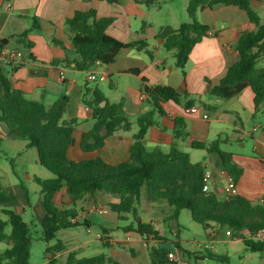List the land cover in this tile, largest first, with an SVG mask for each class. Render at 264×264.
Wrapping results in <instances>:
<instances>
[{
  "label": "trees",
  "instance_id": "1",
  "mask_svg": "<svg viewBox=\"0 0 264 264\" xmlns=\"http://www.w3.org/2000/svg\"><path fill=\"white\" fill-rule=\"evenodd\" d=\"M88 1V0H87ZM116 3L117 0H101ZM173 1V0H167ZM260 0H188L187 13L190 21L178 28L165 26L159 29L156 39L162 41L163 48L170 52L175 66L185 75L189 56L195 46L208 35L210 28L197 20L200 11L213 9L216 6H235L246 12L255 31L240 35L236 49L239 60L231 65L220 83L210 89V94L217 98L229 100L246 87L254 93L255 114L264 106V69L257 68V63L264 58V23L252 5ZM147 8L159 6V0H139ZM114 18H97L96 11L76 12L67 20L71 34L70 43L78 58L75 61L77 70L87 72L95 64L108 66L115 61L120 50L135 48L146 52L153 58L146 40L128 44L109 36L107 29ZM40 30V20L32 18L31 26L17 37V42L28 48L32 43L26 38L34 31ZM62 45L61 42L55 41ZM32 58V55L30 56ZM8 65H0V125L5 136L24 140L29 148L37 151L38 162L52 174L48 180H37L41 188V206L45 212L41 220L43 240L50 243L61 230L78 227L79 211L76 204L87 195L96 193L119 197L120 201L109 205L112 212L123 217L133 216V223L125 227L126 232H135L145 240H156L157 246L149 248V264H175L168 259L169 249L163 247L164 238L150 223H144L138 216V206L143 194L150 202L165 203L173 209L172 219H178L182 210H189L194 222L209 231L212 224L227 226L233 239H240L252 252H263L264 246L249 240L247 236L255 235L264 227V200L253 202L240 195L224 199L213 192L203 191L205 167L202 163H192L188 153L181 151L172 143L169 151L163 152L159 147L148 150L145 137L149 128L160 127L157 115L165 116L163 104L174 102L184 108H191L194 101L184 102L183 95L169 86H149L143 79L142 93L149 111L137 120L138 132L132 137L128 159L118 164H109L103 158L75 162L68 157V149L73 144V134L78 121L65 120L67 101L59 99L50 106L41 101L29 100L25 93L13 86L5 71ZM139 74V70H131ZM185 95L188 96L187 93ZM95 120L94 126L82 135L80 147L85 153L102 149L106 139L118 131H129L132 122L125 114L123 103L110 104L104 93L95 86L87 90L82 98ZM105 102L102 107L101 103ZM205 108L209 105L203 104ZM174 139H186V121L174 119ZM221 140L211 144L192 142L194 149L206 150L217 154L222 168L237 183L242 170L232 162V154L220 149ZM66 189L68 203L61 206L55 203V196ZM13 200L0 185V206ZM67 205H72L68 208ZM8 220L0 218V243L7 248L0 252V264H30L32 241L30 228L23 216L11 208L2 209ZM75 220V222H72ZM88 226L87 221L83 223ZM10 225L11 231L6 233ZM247 231L245 235L244 232ZM179 247V243H174ZM67 250V246L58 241L46 248V255H51L48 264H58L56 256ZM66 264H123L107 258L105 254L93 257H79L71 251Z\"/></svg>",
  "mask_w": 264,
  "mask_h": 264
},
{
  "label": "crops",
  "instance_id": "2",
  "mask_svg": "<svg viewBox=\"0 0 264 264\" xmlns=\"http://www.w3.org/2000/svg\"><path fill=\"white\" fill-rule=\"evenodd\" d=\"M161 2L162 0H159V6L147 8L140 4L139 0H117L112 4L101 0H0V49L16 51L18 55L17 62L6 66L5 71L13 86L23 91L29 100L41 101L46 106L52 105L59 99L67 101L63 118L78 121L73 134V144L68 149V157L75 162L97 157L103 158L109 164L126 161L132 137L139 130L137 120L150 109L145 103L146 96L142 93L143 79L149 86L162 85L175 88L183 95L184 102L194 101L191 108H196L197 111L187 113L189 108L174 102L164 103L162 106L166 115H157L156 120L160 127L149 128L145 137L147 149L159 147L167 153L171 144L176 143L181 151L189 154L192 163L204 165L205 172L211 174L209 191L222 196L230 176L222 168L220 158L217 154L194 149L191 146L192 142L208 145L221 140L220 149L231 153L232 162L242 170V175L236 183L239 195L253 202H262L264 200V106L258 112V116L253 118L254 93L250 87H246L229 100L210 94V89L217 86L228 68L239 60L236 43L240 35L255 31V26L250 22L246 12L235 6L219 5L198 12L197 20L207 25L213 35H207L195 46L183 75L175 66L172 54L164 50L162 41L155 37L162 27L171 26L176 29L190 21L187 13L188 0H182V7L177 9L166 3L162 7ZM252 7L264 23L262 17L264 0L254 2ZM91 10L96 11L97 18H114V22L107 29L109 36L125 44L146 40L147 49L153 52V58L144 51L124 48L108 66L97 63L90 71L77 70L75 61L78 55L70 43L71 34L67 20L76 12ZM33 17L40 20V30L28 35L26 41L33 44L28 48L19 44L17 37L31 26ZM55 41L61 42L62 45ZM19 47H24L25 51L19 50ZM257 68L264 69V58L257 63ZM135 69L140 73L131 72ZM89 74H95L98 78L103 76L104 80L89 81L87 78ZM95 86L104 93L110 104L123 103L124 112L133 125L129 131L120 130L109 136L102 149L85 153L80 147L81 138L94 126L95 120L91 110L82 102V98L88 89ZM203 104L209 105L210 108H205ZM178 117L186 121V130L189 134L186 139H174V119ZM250 147L253 154L246 152ZM198 152L205 154L202 156L203 161L193 158ZM64 195L67 196L65 188L55 196L57 205V199ZM143 195L146 207L152 210L150 213L153 217L165 215V212L172 213L173 209L167 204L150 202L146 195ZM98 198L103 202L101 197ZM98 198L87 195L84 199L95 204ZM104 199L107 207L111 203L120 201L119 197L105 196ZM114 199L117 201L114 202ZM68 202L69 198L62 203ZM155 210H160V214ZM96 211L100 215L107 212L101 208ZM112 213L116 215V223L107 227L100 226V234L95 240L103 242L106 237L113 236L112 239H108L109 247L114 245V241L120 242L127 252L126 257L131 259L138 258L141 248L143 251L146 250L149 259V248L157 246L158 242L152 239L147 241L135 232H127L121 236L114 235L115 232L117 233L115 229L122 231L121 229L130 226L133 222L127 220L128 223L123 225L121 220H126L127 217L121 218L118 214ZM143 213L144 211L139 213L142 222L150 223L160 233L158 228L160 223L152 218L145 220ZM44 214L43 210V217ZM165 219H172V215L165 216L161 219V223H164ZM77 221L79 222L78 218ZM84 221L88 223L86 231L90 232V220L85 217ZM213 229L214 224L208 232ZM208 240L213 242L214 235L210 233ZM92 241L94 239L75 242L74 250ZM178 243L180 246L176 247L177 250L170 251L177 252L187 264H189L187 258L191 257V254L196 261L202 262L205 257L213 256L211 252H217V249H210L207 243L206 256L201 251L191 253L184 249L180 242ZM105 255L107 258L121 262L120 258L112 254Z\"/></svg>",
  "mask_w": 264,
  "mask_h": 264
},
{
  "label": "rangeland",
  "instance_id": "3",
  "mask_svg": "<svg viewBox=\"0 0 264 264\" xmlns=\"http://www.w3.org/2000/svg\"><path fill=\"white\" fill-rule=\"evenodd\" d=\"M182 0L167 1L162 0L161 6L166 3L171 5L173 9L182 7ZM165 7V6H164ZM257 7V6H255ZM166 9V8H165ZM181 17V16H178ZM264 21V13L262 15ZM19 50L25 51L24 47H19ZM84 75V74H83ZM96 85L97 83H90ZM5 131L0 125V185L1 187L12 194L13 200L0 206V218L8 220V217L2 213V209L11 208L15 212L20 213L23 219L28 223L30 228V237L32 241L30 264H48L50 259H53L51 255H46V248L54 245L58 241H62L66 244L67 250L56 256L58 264H66L68 254L71 251L78 253V256L93 257L100 254H109L120 258L123 264H149V259L146 254V250L139 249L138 258L131 259L126 257V253L120 242L114 241V245L109 247L108 239L106 237L103 242L95 240L97 235L100 234V226L107 227L110 224L116 223V215H114L107 205L105 204L104 197H116L108 194L96 193L94 198L101 197L95 203H91L86 199L78 202L76 208L79 211L80 226L61 230L57 233V236L50 243H46L43 240V231L41 227V220L43 218V210L40 205L41 188L37 184V180H48L53 176L42 167L38 162L37 151L35 148H29L28 143L24 140L12 139L5 136ZM249 143V142H248ZM246 149V152L253 154L252 148ZM148 150H152L148 147ZM205 154L198 152L193 155V158L203 161ZM68 195H64L57 199L58 205H62L63 200L66 201ZM117 201L114 199V202ZM138 206V214L142 211L145 220L153 219L157 220L160 224L158 227L161 236L164 238L163 247L169 250H177L174 246V242L181 243L184 249L189 252L201 251L203 255H207L205 245L208 243L210 249H217V252H211L212 257H205L202 262L196 261L191 254V257L187 258L189 264H264V251L252 252L241 241L232 239L230 236V230L227 226H218L214 224V229L210 232L214 235V241L209 242V232L204 231L201 225L193 221L189 210H182L178 220L168 219L164 223H161V219L165 216L173 215L172 213L165 212V215L160 214V210H155L160 214L159 217H153L151 211L146 207V201L144 195L141 197ZM68 208L72 205H67ZM105 207V208H102ZM104 209L107 211L105 214L100 215L96 209ZM140 209V210H139ZM138 215L142 220V216ZM87 217L91 222V231L87 232L84 223V218ZM126 220H121V224L126 225L128 221L133 222L132 215H125ZM129 218V219H128ZM128 220V221H127ZM125 229V228H124ZM122 231L115 232L114 235H124L127 232ZM11 231L10 225L6 228V233ZM110 232L112 230H109ZM113 233V232H112ZM109 234V232H108ZM246 234V231L244 232ZM105 236V234H104ZM248 237V236H247ZM94 239L91 243L82 245L80 248L74 250L75 242L78 243L84 240ZM7 248L5 243H0V252ZM145 252V253H144ZM119 253V255H117ZM177 253V252H176ZM187 256V255H186Z\"/></svg>",
  "mask_w": 264,
  "mask_h": 264
},
{
  "label": "built area",
  "instance_id": "4",
  "mask_svg": "<svg viewBox=\"0 0 264 264\" xmlns=\"http://www.w3.org/2000/svg\"><path fill=\"white\" fill-rule=\"evenodd\" d=\"M208 35H213V34L211 32H208ZM17 59H18V55L16 51L0 49V65L2 64L13 65L17 62ZM87 78L89 81L104 80L103 76L98 78L95 74H89ZM196 111H197L196 108H189L187 109L186 112L195 113ZM210 179H211V174L208 172H205L204 178H203V182H204L203 191L204 192H208L210 190L209 189ZM237 195H239L237 184L231 177H229L224 187L222 196L224 199H229ZM72 222H75V220H72ZM248 238L249 240H252L264 246V227L261 228L255 235L248 236ZM168 259L175 264H187V262L184 259H182V257L179 256L176 252H170L168 254Z\"/></svg>",
  "mask_w": 264,
  "mask_h": 264
},
{
  "label": "water",
  "instance_id": "5",
  "mask_svg": "<svg viewBox=\"0 0 264 264\" xmlns=\"http://www.w3.org/2000/svg\"><path fill=\"white\" fill-rule=\"evenodd\" d=\"M104 105H105V102H102V103H101V106L103 107Z\"/></svg>",
  "mask_w": 264,
  "mask_h": 264
}]
</instances>
